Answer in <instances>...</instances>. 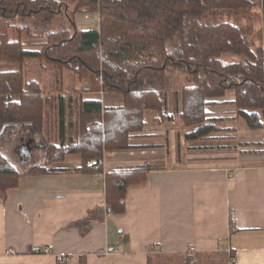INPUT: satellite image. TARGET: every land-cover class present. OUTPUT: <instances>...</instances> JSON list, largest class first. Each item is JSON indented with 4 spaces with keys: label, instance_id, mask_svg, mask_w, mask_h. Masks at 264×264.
<instances>
[{
    "label": "trees",
    "instance_id": "trees-1",
    "mask_svg": "<svg viewBox=\"0 0 264 264\" xmlns=\"http://www.w3.org/2000/svg\"><path fill=\"white\" fill-rule=\"evenodd\" d=\"M261 4L264 0H0V61L19 67L0 72V135L8 127L0 136V199L5 202L26 176L103 175L105 205L92 210L86 222L124 214L129 189L144 185L160 165L106 172L105 156L136 149L131 135L144 130L148 111L166 121L179 119L187 144L205 142L230 129L223 127L227 120L210 118L209 110L214 99L232 91L235 100L226 104L236 109V118L264 132V43L255 48L245 28L233 21ZM88 14L100 15V30L79 27L76 17ZM24 36L35 44L25 45ZM228 56L232 60L226 61ZM28 61L60 73L57 94L26 79L22 67ZM66 73L86 85L68 91ZM180 76L185 82L177 88ZM93 93L121 95L123 105L85 97ZM15 130H21L20 137L40 138L45 148L40 163L19 169L2 152L6 140L17 138ZM68 155L80 165L52 167ZM187 257L183 264L201 261ZM210 262L228 263L222 257Z\"/></svg>",
    "mask_w": 264,
    "mask_h": 264
},
{
    "label": "crops",
    "instance_id": "crops-1",
    "mask_svg": "<svg viewBox=\"0 0 264 264\" xmlns=\"http://www.w3.org/2000/svg\"><path fill=\"white\" fill-rule=\"evenodd\" d=\"M85 97L105 106L123 105L121 95ZM234 100L232 91L213 100L210 118L227 120L230 129L209 141L187 144L184 130L176 131L179 119L165 121L148 111L144 130L131 135L136 149L106 153V172L160 165L144 185L129 189L124 214L86 222L92 210L105 205L104 176L21 178L6 201L0 199V264H59L66 257V264H183L187 256L197 257L199 264L219 263L221 257L227 264L234 258L237 264H264V163L259 149L264 132L240 123L236 109L226 104ZM169 108L173 113V93ZM79 165L78 158L73 166L58 169ZM84 229H89L86 235L81 234ZM117 247L118 254L109 251ZM10 250L15 254L7 255ZM231 253L235 257L228 260Z\"/></svg>",
    "mask_w": 264,
    "mask_h": 264
},
{
    "label": "rangeland",
    "instance_id": "rangeland-1",
    "mask_svg": "<svg viewBox=\"0 0 264 264\" xmlns=\"http://www.w3.org/2000/svg\"><path fill=\"white\" fill-rule=\"evenodd\" d=\"M76 19L77 20L79 19L78 25L80 28H83L84 26L85 27H91V25L88 24L87 21L79 18V16H77ZM233 21L237 22L238 24H240V26L245 28V30L247 31L246 35L248 37V40L252 43V45L255 48L259 47L261 44L264 43V5L263 4H261V7L259 9H253V10L249 11L248 13L242 15L240 19H238V20L234 19ZM3 31L4 30L0 26V33H2ZM9 33H10L12 38L18 37L17 34L13 33V31H11V30L9 31ZM34 41H36V40H31V39L24 36V43L28 47L34 45L35 44ZM225 60L230 61V60H232V57L228 56L225 58ZM15 69H19V67L14 66V65H8V64L0 61V72L5 71V70H15ZM22 70H23V72H25L26 79L38 80L41 83V85H43L45 87V91L47 94H51V93L57 94V85L59 84L57 79L61 75H60V73H57L53 67H49L47 69H44L41 67V65L37 61H28L27 63H25L23 65ZM65 75H67V78L65 80H66V85H67L68 91L73 92L74 87H80L81 88L84 85H86L85 81L80 83L79 80L74 78V75L71 73H66ZM184 82L185 81H184L183 76L177 77L175 80V86L177 88H179V87L184 85ZM85 95H87V94H85ZM241 122L242 121H240V123ZM227 125H228V122H225L223 124V127H228ZM244 127H246V126L244 125ZM177 128L178 129H176V131H178L179 129L180 130L183 129V126L180 123H178ZM16 132L17 133H15V135L17 138L13 137L12 140H10V141L6 140L4 142V146H2V152L4 154L8 155L10 157V159L12 160L13 164H15L16 167H18L19 169H22L24 166L32 165L33 163H40L41 160L43 159V151H44V146H43L42 142L40 141V138L35 139L36 142L39 143L40 149H35V153L31 159V161L30 162L22 161L20 156H19V153L15 152V149H14V148H17L19 145H21L20 134H19V132H21V130L16 131ZM25 135L26 134H23L22 136H25ZM259 149H262L260 151V157H261V159L263 158L262 162L264 163V144L261 147H259ZM233 153H229V155H234ZM77 161H78V158L76 156L68 155L64 162L55 163L52 165V167L53 168H61L63 166H70L71 167Z\"/></svg>",
    "mask_w": 264,
    "mask_h": 264
},
{
    "label": "flooded vegetation",
    "instance_id": "flooded-vegetation-1",
    "mask_svg": "<svg viewBox=\"0 0 264 264\" xmlns=\"http://www.w3.org/2000/svg\"><path fill=\"white\" fill-rule=\"evenodd\" d=\"M20 142L21 145H19L17 148H14L15 152L19 153L22 161L30 162L32 157L34 156L35 149H40V145L36 142L35 137L31 135L20 137ZM31 149H33L34 151H32Z\"/></svg>",
    "mask_w": 264,
    "mask_h": 264
},
{
    "label": "built area",
    "instance_id": "built-area-1",
    "mask_svg": "<svg viewBox=\"0 0 264 264\" xmlns=\"http://www.w3.org/2000/svg\"><path fill=\"white\" fill-rule=\"evenodd\" d=\"M83 19L85 21H87L88 24L91 25V27L93 29H98L100 30V26H101V18H100V15H86L83 17ZM99 177H103V175H98ZM111 253H116L118 254L120 252V247H117L116 249H113V250H109ZM108 252V251H107ZM7 255L11 256V255H14L15 252L14 251H8L6 253ZM66 262H69L70 261V258L69 257H66V258H63ZM230 264H237V260L234 258V259H231L230 260Z\"/></svg>",
    "mask_w": 264,
    "mask_h": 264
},
{
    "label": "water",
    "instance_id": "water-1",
    "mask_svg": "<svg viewBox=\"0 0 264 264\" xmlns=\"http://www.w3.org/2000/svg\"><path fill=\"white\" fill-rule=\"evenodd\" d=\"M7 129H8V127H5V128L3 129V131H2V133H1L0 136L4 135V133H6V131H7ZM43 146H44V145H43ZM31 150L34 151L33 149H31ZM44 150H45V148H44Z\"/></svg>",
    "mask_w": 264,
    "mask_h": 264
}]
</instances>
